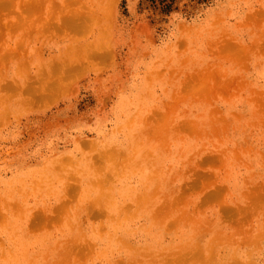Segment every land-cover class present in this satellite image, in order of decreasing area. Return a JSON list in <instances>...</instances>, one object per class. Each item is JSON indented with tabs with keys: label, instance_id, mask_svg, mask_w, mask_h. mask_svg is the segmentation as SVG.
Wrapping results in <instances>:
<instances>
[{
	"label": "rangeland",
	"instance_id": "1",
	"mask_svg": "<svg viewBox=\"0 0 264 264\" xmlns=\"http://www.w3.org/2000/svg\"><path fill=\"white\" fill-rule=\"evenodd\" d=\"M0 264H264V0H0Z\"/></svg>",
	"mask_w": 264,
	"mask_h": 264
}]
</instances>
